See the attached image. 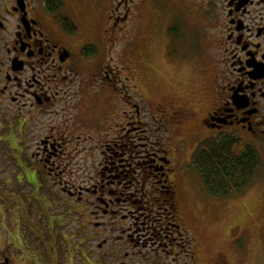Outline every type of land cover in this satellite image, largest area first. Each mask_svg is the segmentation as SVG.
I'll return each instance as SVG.
<instances>
[{"label": "flooded vegetation", "instance_id": "flooded-vegetation-1", "mask_svg": "<svg viewBox=\"0 0 264 264\" xmlns=\"http://www.w3.org/2000/svg\"><path fill=\"white\" fill-rule=\"evenodd\" d=\"M148 1L0 0V264H202L196 148L233 136L264 176V0H165L211 32L158 100L119 46Z\"/></svg>", "mask_w": 264, "mask_h": 264}, {"label": "rangeland", "instance_id": "rangeland-1", "mask_svg": "<svg viewBox=\"0 0 264 264\" xmlns=\"http://www.w3.org/2000/svg\"><path fill=\"white\" fill-rule=\"evenodd\" d=\"M168 4L165 0L143 4L139 20L119 45L124 67L135 73L146 91H156L157 100L193 88L211 32L187 10H182L176 30L167 31ZM199 193L188 222L202 264H216L220 258L228 264H264L262 171L242 192L212 198L204 188Z\"/></svg>", "mask_w": 264, "mask_h": 264}, {"label": "trees", "instance_id": "trees-1", "mask_svg": "<svg viewBox=\"0 0 264 264\" xmlns=\"http://www.w3.org/2000/svg\"><path fill=\"white\" fill-rule=\"evenodd\" d=\"M191 161L206 191L222 197L242 192L254 180L259 158L253 147L221 135L201 142Z\"/></svg>", "mask_w": 264, "mask_h": 264}]
</instances>
